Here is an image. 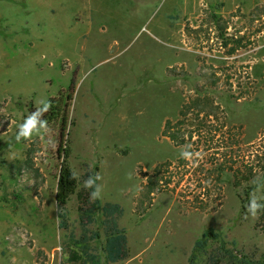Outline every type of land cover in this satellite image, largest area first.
I'll use <instances>...</instances> for the list:
<instances>
[{"label":"rangeland","instance_id":"obj_1","mask_svg":"<svg viewBox=\"0 0 264 264\" xmlns=\"http://www.w3.org/2000/svg\"><path fill=\"white\" fill-rule=\"evenodd\" d=\"M74 71L65 130L57 116L17 141ZM96 185L124 210L119 264H188L208 230L264 255L247 211L264 205V0H0V264H71L77 196Z\"/></svg>","mask_w":264,"mask_h":264},{"label":"trees","instance_id":"obj_2","mask_svg":"<svg viewBox=\"0 0 264 264\" xmlns=\"http://www.w3.org/2000/svg\"><path fill=\"white\" fill-rule=\"evenodd\" d=\"M76 85L77 71H74L68 88L58 93V99L49 101L51 106L47 111L38 112L33 108L29 110V115L35 113L36 118V127L33 132L44 129L57 116H59V133L65 130ZM180 117H184L183 112H180ZM42 121H46L44 127H41ZM162 136L180 145L179 133L175 132V126L171 122L166 123ZM54 137L55 140H52V143L58 141L56 135ZM160 168L161 166L157 167L154 174H158ZM76 184L77 180L70 170L65 168L61 171L57 181L56 202L65 205L69 197L73 195ZM148 186H151V181ZM77 201L81 235L79 237L71 235L69 238L70 263L119 264L124 262L128 257L127 236L125 230L119 226L124 215L123 208L118 204L101 203L98 198L90 200L77 196ZM256 212L264 218V207H258ZM188 264H264V255L259 260H255L239 251L235 242H227L221 233L208 230L194 243Z\"/></svg>","mask_w":264,"mask_h":264},{"label":"clouds","instance_id":"obj_3","mask_svg":"<svg viewBox=\"0 0 264 264\" xmlns=\"http://www.w3.org/2000/svg\"><path fill=\"white\" fill-rule=\"evenodd\" d=\"M50 102H46L45 103V107L43 109L38 110V112H45L48 110V108L50 107ZM46 125V121H42L41 122V127H44ZM36 127V118H35V113H32L29 115V117L25 120V122L20 126V130L16 136L17 141H19L21 138L24 139H30L34 128ZM198 155V154H197ZM193 156L192 153L188 152V151H184L181 153V157L188 160ZM95 179H100L99 176H96ZM93 185H95V180L92 177H89L85 182H84V186L85 188H91L93 187ZM100 186L96 185L95 187V191L90 193V200H95L97 198H99L100 196ZM258 207H264V205H257L255 203V200L253 198L250 199L249 205H248V212L251 213L253 216L257 215L256 209Z\"/></svg>","mask_w":264,"mask_h":264}]
</instances>
